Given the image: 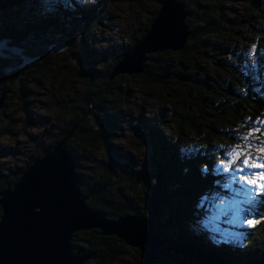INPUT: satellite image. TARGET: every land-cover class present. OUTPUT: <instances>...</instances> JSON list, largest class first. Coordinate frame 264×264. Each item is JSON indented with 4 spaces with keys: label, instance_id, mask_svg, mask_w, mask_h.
Instances as JSON below:
<instances>
[{
    "label": "trees",
    "instance_id": "trees-1",
    "mask_svg": "<svg viewBox=\"0 0 264 264\" xmlns=\"http://www.w3.org/2000/svg\"><path fill=\"white\" fill-rule=\"evenodd\" d=\"M106 1L100 0L89 9L74 2L72 11L59 5L49 19L38 24L30 13L26 28L8 22L0 26V41L7 40L8 47L22 48L23 55L42 56L40 61L22 71L12 72L21 79L22 98L29 92L30 82H39L40 76L55 80L61 77L65 84L73 79L83 83L76 81L80 90L69 83L72 87L61 111L64 109L63 112H68L72 118L60 126L52 143L42 145L17 171L0 166V192L14 187L35 160L52 150L78 125L68 138L66 148L77 163V172L82 178L80 187L83 195L89 198V206L112 219L130 213L155 216L159 236L165 242L164 257L156 264H167L171 255L182 264H264V206L259 210L257 224L247 233V247L230 243L213 245L205 238V233L196 234L189 228L201 215L202 205L195 204L197 197L205 191L221 188L220 177L210 173L213 160L208 151H213L215 146L212 144L227 141L229 128L243 122L247 116L254 118L260 109H264V88L259 81L251 82V85L245 80L246 76L243 78L239 71L242 63L234 55L230 56L231 66L221 63L222 56L220 59L215 57L212 64L208 62L214 51L219 50L214 40L220 36H238L243 21H230L226 27L218 19L219 13L228 15L231 12L230 0L220 1L219 13L208 6L207 0H178L186 4V22L191 31L185 47L149 55L144 73L120 74L110 79L115 66L147 33L163 0H153L155 6L148 22H138L129 39L103 51L93 43L97 39L95 29L102 25L98 8ZM36 3L32 0H0V10L23 4L36 6ZM262 6L264 0H251L253 14L247 16L252 18L255 13L259 14ZM262 34L264 37V30ZM52 44H65L67 49L51 52ZM192 54L203 58L193 62ZM66 55L75 58L52 65L54 58ZM21 63V56L0 58V93L5 88L11 89L8 80L12 75L5 73V67H16ZM208 65L215 70L209 69ZM126 78L141 80L151 93L158 87H167L176 96L167 99L174 107L171 121L152 116L148 119L144 113L146 105L139 106L135 128L143 133L150 155L153 154L147 164L123 154L111 144L123 128L120 112L128 103V87L123 85ZM53 105L50 102V106ZM88 109H93L99 117L98 124L91 116L83 118ZM97 148L108 153L106 160L96 162ZM82 160L94 163L89 177L82 173ZM255 209L253 207V211ZM72 246L75 255L90 256L86 264H113L129 249L118 237L104 236L99 229L75 233ZM133 250L137 253L135 264H143L139 250Z\"/></svg>",
    "mask_w": 264,
    "mask_h": 264
},
{
    "label": "rangeland",
    "instance_id": "rangeland-1",
    "mask_svg": "<svg viewBox=\"0 0 264 264\" xmlns=\"http://www.w3.org/2000/svg\"><path fill=\"white\" fill-rule=\"evenodd\" d=\"M32 1L37 2V5L23 4L9 9H1L0 26L8 22L11 25L26 28L27 15L30 13L35 23L38 24L43 19H49L56 12L55 10L59 5L72 11L75 6L74 2L81 4L84 9H89L100 2V0H94V2H88V0ZM207 1H209L208 6L212 10H218V4L221 0ZM154 6L153 0H144L143 2H140V0H108L107 3L100 5L98 8L102 25L95 29L97 39L93 44L96 48L106 51L110 45L126 41L130 38L132 31L138 27V22H148L152 15L150 11L154 9ZM228 6L231 11L228 15H223L219 13V10L217 11L220 14L218 19H221V23H224L226 27H229L228 24L232 21L240 20L243 23L239 25L238 36L233 38L228 37V35L220 36L214 40L218 44L217 49L219 50L214 51V55L208 59V62L212 64L215 57L220 59L222 56L221 63L229 65L230 56L234 55L242 63L239 71H241L243 78L246 76L245 80L250 83L259 81V84L264 88V37L262 34V30H264V6H262L260 13H255L252 18L248 17L253 14L251 12L253 9L250 7L251 0H230ZM35 15L39 17L35 18ZM192 55L193 62L203 58L199 59V56ZM73 57L75 58L73 55H66L54 58L52 65L68 62ZM190 64L193 66L192 61H190ZM101 66L104 67L103 64ZM208 68L212 69L213 67L209 66ZM22 70L20 69V71ZM189 70L193 71L192 69ZM10 74H8L11 76L8 84L11 89L8 90L4 106L0 109V166L8 171H17L26 165L28 159L38 149H41L42 145L52 143L60 126L67 124L72 118L71 114L63 112L64 109L61 111V107L71 87L76 85L80 90L77 82L83 83L79 79H73L75 82L69 81L65 84L62 82L61 77L55 80L40 76L39 82H30V86H28L30 90L24 100L21 93L22 82L20 77L12 72ZM123 83L126 88L128 87L126 98L128 103L127 108H123L120 112L123 128L112 139L111 144L123 154L136 159L140 163L147 164L153 154L150 155V148L147 146L145 138H143V133L138 132L135 128L139 106L146 105L145 109L149 113L146 110L144 113L148 119L152 116L161 120L170 119L171 121L174 107L167 102V99H174L176 96L167 87H158L156 91L151 93L139 79L126 78ZM251 85L253 84L251 83ZM6 90L7 88L2 91ZM50 102L54 104L52 107ZM250 118L251 116H247L243 122L229 128L231 139L228 138L227 141L221 143L214 142L212 144L215 146L213 151H208L209 158L213 160L210 173L220 177L221 188L205 191L197 197L195 204L202 205L201 215L197 217L194 226H189V228L196 234L205 233V238L213 245L230 243L247 247L249 244L247 233H250L252 227L257 224L249 226L247 220L258 221L260 218L259 210L264 206V189H256L246 183L238 182L237 173L233 170L235 166L225 171L229 154L235 155L241 148L250 150L253 157H260L261 161L264 162V156L256 151L257 147L260 146V142L264 141V109H260V112L256 113L254 118ZM159 121H155V124ZM173 129L177 130L175 126H173ZM256 129H259V131H256ZM169 132L171 133V130ZM170 141L172 140L170 139ZM107 154L102 148H97L95 152L96 162L102 159L106 160ZM81 164L84 168H82V173L89 177L90 167L94 163L89 164L82 160ZM243 174L251 176L252 172L246 171ZM219 175H222L223 178ZM234 177L236 178L235 182ZM244 192L251 195L254 203L244 202L246 199L243 195ZM253 207H256L254 211ZM133 249L136 248L129 247L113 264H135L137 253ZM171 256L169 257L171 261L167 259V264H182L176 256ZM90 264L93 263L90 262Z\"/></svg>",
    "mask_w": 264,
    "mask_h": 264
},
{
    "label": "water",
    "instance_id": "water-1",
    "mask_svg": "<svg viewBox=\"0 0 264 264\" xmlns=\"http://www.w3.org/2000/svg\"><path fill=\"white\" fill-rule=\"evenodd\" d=\"M187 17L185 3L163 0L147 33L115 66L110 79L120 74L144 73L151 54L183 49L191 34ZM63 49L67 45L50 46V51L55 53ZM22 53V48L8 47L7 40L0 41V58L19 55L22 59L16 67H5L7 75L42 59ZM7 92H1L0 109ZM87 116L96 124L100 122L93 109H88L83 118ZM77 127L35 160L14 187L0 192V264H86L90 256L75 255L72 238L79 231L92 229H99L104 236H116L138 249L143 264H156L164 257L165 242L159 236L155 216L130 213L112 219L89 206V198L80 187L82 178L77 163L66 148Z\"/></svg>",
    "mask_w": 264,
    "mask_h": 264
},
{
    "label": "snow or ice",
    "instance_id": "snow-or-ice-1",
    "mask_svg": "<svg viewBox=\"0 0 264 264\" xmlns=\"http://www.w3.org/2000/svg\"><path fill=\"white\" fill-rule=\"evenodd\" d=\"M88 2H94V0H88ZM259 131V129H256ZM256 151L264 156V141L260 142V146L257 147ZM234 167V171L237 173L238 182L246 183L249 186H253L256 189H264V162L261 161L260 157H253L250 154V150L241 148L240 151L236 152L235 155L229 154L228 163L225 166V171ZM259 170V171H255ZM246 171H251L252 175H244ZM236 178L234 177V182ZM239 194V193H238ZM245 203H254L251 195L248 192H244ZM258 221L248 219L247 224L249 226L254 225Z\"/></svg>",
    "mask_w": 264,
    "mask_h": 264
},
{
    "label": "flooded vegetation",
    "instance_id": "flooded-vegetation-1",
    "mask_svg": "<svg viewBox=\"0 0 264 264\" xmlns=\"http://www.w3.org/2000/svg\"><path fill=\"white\" fill-rule=\"evenodd\" d=\"M16 57V56H15Z\"/></svg>",
    "mask_w": 264,
    "mask_h": 264
}]
</instances>
